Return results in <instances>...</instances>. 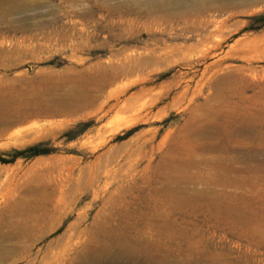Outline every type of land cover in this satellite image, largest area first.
<instances>
[{
  "label": "rangeland",
  "instance_id": "rangeland-1",
  "mask_svg": "<svg viewBox=\"0 0 264 264\" xmlns=\"http://www.w3.org/2000/svg\"><path fill=\"white\" fill-rule=\"evenodd\" d=\"M0 159V264H264V0H0Z\"/></svg>",
  "mask_w": 264,
  "mask_h": 264
},
{
  "label": "bare ground",
  "instance_id": "bare-ground-1",
  "mask_svg": "<svg viewBox=\"0 0 264 264\" xmlns=\"http://www.w3.org/2000/svg\"><path fill=\"white\" fill-rule=\"evenodd\" d=\"M10 1V0H9ZM160 8V7H159ZM131 9V8H130ZM145 9V8H144ZM127 10V9H126ZM164 45V44H163ZM218 44H215V45H212V47H210V48H215V47H218L217 46ZM227 70V69H226ZM236 72H237V74H238V77H242V76H248V77H250V78H256L257 76L256 75H254L253 73H252V71H251V69H250V67L248 68H242V69H238V70H236ZM220 73H223V72H220ZM235 73V72H234ZM227 74V73H226ZM226 74H224V75H226ZM223 75V76H224ZM230 76H232V75H229V76H224V77H221L222 79L221 80H229V78H230ZM236 76V75H235ZM256 76V77H255ZM209 77V76H208ZM205 78V77H204ZM217 78H218V76H217ZM220 78V77H219ZM231 79H233V78H231ZM232 81H234V80H232ZM213 82V81H212ZM216 82V81H215ZM224 82V81H223ZM210 83V82H209ZM217 83H219L218 81H217ZM228 83H229V81H228ZM190 84V83H189ZM203 84H206V83H202V85ZM221 84V83H220ZM223 85L225 84L226 85V83H222ZM221 84V85H222ZM230 84V83H229ZM228 84V85H229ZM197 85V84H196ZM201 85V86H202ZM213 85V84H212ZM200 86V87H201ZM195 87H197V86H195ZM202 88V87H201ZM204 88H205V86H204ZM210 88H212L211 86H210ZM200 89V88H199ZM214 89V88H213ZM220 89V88H219ZM195 90V89H194ZM206 90V89H205ZM209 90H211V91H213L212 89H209ZM187 91V90H186ZM198 92V91H197ZM210 92V91H209ZM214 93H213V96H216V95H218V93H216L217 92V90H215L214 89V91H213ZM219 92V91H218ZM200 93V92H199ZM198 93V94H199ZM203 93H205V92H203ZM202 93V94H203ZM216 93V94H215ZM201 94V93H200ZM207 94V93H206ZM160 96V95H159ZM201 96V95H200ZM208 96V95H207ZM212 96V95H211ZM195 96L193 95V97H191L190 98V100L189 101H193V98H194ZM209 98V97H208ZM207 98V100L209 101L210 99H208ZM213 98V97H212ZM216 98V97H215ZM205 100H206V98H205ZM196 101V100H195ZM199 101V100H198ZM213 101V100H212ZM206 103V102H205ZM208 103V102H207ZM200 106V105H199ZM199 106H196V107H199ZM206 106H208V104H206V105H203V111H205V109H208V107L206 108ZM212 106V105H211ZM202 107V106H201ZM213 109V108H212ZM200 110V109H199ZM214 110V109H213ZM226 111V110H225ZM206 112V111H205ZM211 113H212V111H211ZM215 113V112H214ZM227 113V111L225 112V114ZM208 114V113H207ZM230 114V113H229ZM233 114V113H232ZM209 115H210V113H209ZM213 116V115H212ZM210 117H211V115H210ZM207 118H209V117H207ZM203 132V131H202ZM262 232H263V235H264V226H263V228H262ZM262 232H261V234H262ZM264 239V238H263Z\"/></svg>",
  "mask_w": 264,
  "mask_h": 264
},
{
  "label": "trees",
  "instance_id": "trees-1",
  "mask_svg": "<svg viewBox=\"0 0 264 264\" xmlns=\"http://www.w3.org/2000/svg\"><path fill=\"white\" fill-rule=\"evenodd\" d=\"M30 149L33 150V152L30 154V156H34V155L45 153L43 150H35L34 146H32ZM0 161L4 162L5 160L0 159Z\"/></svg>",
  "mask_w": 264,
  "mask_h": 264
}]
</instances>
